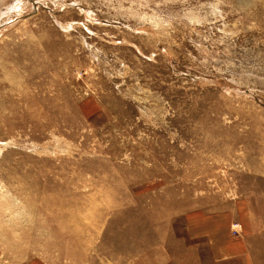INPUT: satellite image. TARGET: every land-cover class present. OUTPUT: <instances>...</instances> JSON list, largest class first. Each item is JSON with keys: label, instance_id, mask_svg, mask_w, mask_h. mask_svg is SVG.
Segmentation results:
<instances>
[{"label": "rangeland", "instance_id": "374dc122", "mask_svg": "<svg viewBox=\"0 0 264 264\" xmlns=\"http://www.w3.org/2000/svg\"><path fill=\"white\" fill-rule=\"evenodd\" d=\"M255 183L264 0H0V264H189Z\"/></svg>", "mask_w": 264, "mask_h": 264}, {"label": "crops", "instance_id": "0c3cea01", "mask_svg": "<svg viewBox=\"0 0 264 264\" xmlns=\"http://www.w3.org/2000/svg\"><path fill=\"white\" fill-rule=\"evenodd\" d=\"M261 186L255 183L253 188L224 201L217 209L187 211L182 227L185 237L187 234L194 245L189 264H251L254 261V251L264 237V187ZM37 259L25 264H48Z\"/></svg>", "mask_w": 264, "mask_h": 264}, {"label": "built area", "instance_id": "2783aa9c", "mask_svg": "<svg viewBox=\"0 0 264 264\" xmlns=\"http://www.w3.org/2000/svg\"><path fill=\"white\" fill-rule=\"evenodd\" d=\"M236 226V225H235ZM236 230V229H235Z\"/></svg>", "mask_w": 264, "mask_h": 264}]
</instances>
